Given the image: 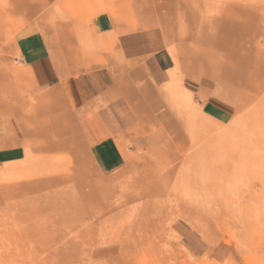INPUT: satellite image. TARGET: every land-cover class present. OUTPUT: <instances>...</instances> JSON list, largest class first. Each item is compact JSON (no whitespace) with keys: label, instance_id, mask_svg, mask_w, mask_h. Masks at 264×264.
I'll return each mask as SVG.
<instances>
[{"label":"rangeland","instance_id":"374dc122","mask_svg":"<svg viewBox=\"0 0 264 264\" xmlns=\"http://www.w3.org/2000/svg\"><path fill=\"white\" fill-rule=\"evenodd\" d=\"M108 10L162 31L174 67L153 93L123 83L138 123L117 169L51 137L0 155V264H264V0H0V136L58 109L21 61L27 27L62 64L60 39L85 46Z\"/></svg>","mask_w":264,"mask_h":264},{"label":"crops","instance_id":"0c3cea01","mask_svg":"<svg viewBox=\"0 0 264 264\" xmlns=\"http://www.w3.org/2000/svg\"><path fill=\"white\" fill-rule=\"evenodd\" d=\"M69 40L65 36L59 41L61 64L56 63L54 46L35 25L18 38L22 63L38 77L40 86H47L42 93L58 109L31 121L12 117L9 135L2 133L0 140L11 139L14 144L9 149L1 146L0 155L17 156L24 152L23 146L42 149L41 143L51 137L63 141L58 149L66 148L76 157L84 153L100 172L113 171L124 162L117 139L127 137V124L138 123L119 115L126 91L123 83L138 81L143 92L153 93L168 81L173 57L162 31L133 27L129 19L117 21L109 10L86 24L85 46L79 47L75 40L70 48ZM205 104L210 112L217 109L215 103Z\"/></svg>","mask_w":264,"mask_h":264},{"label":"bare ground","instance_id":"6f19581e","mask_svg":"<svg viewBox=\"0 0 264 264\" xmlns=\"http://www.w3.org/2000/svg\"><path fill=\"white\" fill-rule=\"evenodd\" d=\"M240 192H241V191H240ZM230 194H231V193H230ZM240 195H241V194H240ZM240 195H239V196H240ZM225 196H226V195H225ZM262 198H263V196H262ZM235 199H236V198H235ZM245 199H246V198H245ZM237 200H238V199H237ZM237 200H236V201H237ZM233 201H234V200H233ZM223 204H224V202H223ZM226 204H227V203H226ZM231 204H232V203H231ZM231 204H230V206H231ZM239 204H240V203H239ZM256 204H257V203H256ZM238 206H239V205H238ZM224 207H226V206H224ZM236 207H237V206H236ZM232 209H233V208H232ZM234 209H236V208H235V205H234ZM257 210H258V208H257ZM254 211H256V210H254ZM258 211H259V210H258ZM236 212H237V210H236ZM236 212H235V214H236ZM252 212H253V211H252ZM233 213H234V212H233ZM248 213H249V212H248ZM240 214H241V213H240ZM258 214H259V213H258ZM246 218H247V217H246ZM256 218H257V217H256ZM256 218H255V219H256ZM258 218H260V217H258ZM256 220H257V219H256ZM232 229H233V228H232ZM251 233H252V232H251ZM250 238H251V237H250ZM242 242H243V241H242ZM262 264H263V263H262Z\"/></svg>","mask_w":264,"mask_h":264}]
</instances>
